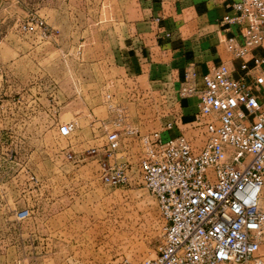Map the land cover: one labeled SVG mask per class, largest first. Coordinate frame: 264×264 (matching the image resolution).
<instances>
[{
  "label": "rangeland",
  "instance_id": "1",
  "mask_svg": "<svg viewBox=\"0 0 264 264\" xmlns=\"http://www.w3.org/2000/svg\"><path fill=\"white\" fill-rule=\"evenodd\" d=\"M12 3L6 13L43 17L47 35L33 37L15 25L7 38L19 48V40L23 47H38L15 58L0 86V264H105L154 255L165 221L138 166L133 163L129 182L105 184L87 149L101 148V121L113 119L103 91L116 94L114 101L125 105L127 121L140 133L174 119V132L199 146L202 127L195 124V112L189 119L193 99L178 96L174 72L128 70L115 60L114 24L105 19L114 14V0ZM50 49L55 52L47 56ZM52 77L58 87L49 83ZM37 78L44 85L25 92L23 84L31 86ZM66 120L76 127L62 136L56 125ZM123 143L135 162L138 138L125 137ZM67 152L80 159L68 160ZM23 207L29 215L17 219L15 211ZM260 251L264 254V242Z\"/></svg>",
  "mask_w": 264,
  "mask_h": 264
},
{
  "label": "built area",
  "instance_id": "2",
  "mask_svg": "<svg viewBox=\"0 0 264 264\" xmlns=\"http://www.w3.org/2000/svg\"><path fill=\"white\" fill-rule=\"evenodd\" d=\"M230 6L219 23L237 65L185 69L177 88L181 98L196 97L199 146L174 132V119L140 133L127 121L125 105L105 93L113 119L101 121V148L87 149L99 165L98 177L111 185L129 182L133 163L119 148L125 137H137L136 166L165 221L154 255L105 264H264L257 254L264 242V0H233ZM46 28L35 14L19 24L21 31L43 37ZM75 127L74 120L62 121L57 133L68 136ZM28 215L27 207L15 211L17 219Z\"/></svg>",
  "mask_w": 264,
  "mask_h": 264
},
{
  "label": "crops",
  "instance_id": "3",
  "mask_svg": "<svg viewBox=\"0 0 264 264\" xmlns=\"http://www.w3.org/2000/svg\"><path fill=\"white\" fill-rule=\"evenodd\" d=\"M12 1L0 0V86L3 85L2 81L5 79L4 74L7 68L15 61V58L25 56L31 51L35 52L34 49L37 50L38 47L37 45L23 47L25 46L24 41L19 40L18 44L21 47L19 48L15 42L7 40L13 30L12 27L19 26L20 22L25 19L6 13L10 10ZM232 1L114 0V14L112 18H105L106 21L114 24L113 35L116 44L111 52L117 56L115 60L121 61L128 70H161L170 72V74L174 72V75L176 74L174 79L177 80L178 86L185 69H196L200 73L220 62H227L235 67L238 60L225 48L222 40V27L219 23L221 15L231 10ZM12 18H14L12 25H9L8 22ZM234 30L235 28L232 27L230 32ZM30 34L34 37L37 32H30ZM54 52V49H50L46 53L48 56ZM47 56H43L41 61ZM36 62L38 63L39 60L36 59ZM160 78L163 79V76ZM160 78H155L156 80L153 81H159ZM168 78H170L169 75ZM49 80L50 84L58 87L56 79L52 77ZM41 85H44L43 79L37 78L31 86L24 83L23 87H26L24 91L27 92L31 87L40 88ZM108 90L107 93L113 98L117 97L115 93ZM102 97V101L105 102L104 91ZM185 98L193 99L195 106L196 97ZM67 99L65 96L68 104L71 99ZM71 110L78 111L75 108ZM194 111L195 109L189 111V119L193 118ZM57 127L58 123L56 129ZM119 149L120 153L126 154L130 159L131 154L127 153L128 148L125 143L121 144ZM138 152H135L136 157ZM136 161L132 163L136 164ZM261 244L257 254L264 260V254L260 251Z\"/></svg>",
  "mask_w": 264,
  "mask_h": 264
}]
</instances>
